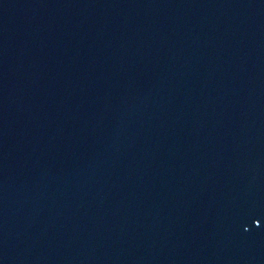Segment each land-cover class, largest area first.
I'll return each mask as SVG.
<instances>
[{"label": "water", "instance_id": "water-1", "mask_svg": "<svg viewBox=\"0 0 264 264\" xmlns=\"http://www.w3.org/2000/svg\"><path fill=\"white\" fill-rule=\"evenodd\" d=\"M0 264H264V0H0Z\"/></svg>", "mask_w": 264, "mask_h": 264}]
</instances>
